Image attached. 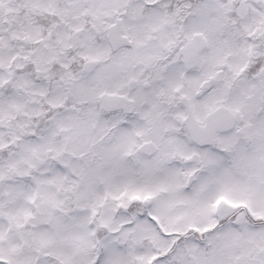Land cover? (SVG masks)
<instances>
[{"label": "snow or ice", "instance_id": "obj_1", "mask_svg": "<svg viewBox=\"0 0 264 264\" xmlns=\"http://www.w3.org/2000/svg\"><path fill=\"white\" fill-rule=\"evenodd\" d=\"M0 264H264V0H0Z\"/></svg>", "mask_w": 264, "mask_h": 264}]
</instances>
